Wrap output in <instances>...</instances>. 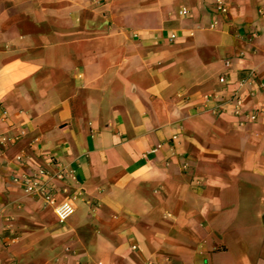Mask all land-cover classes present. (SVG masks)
Masks as SVG:
<instances>
[{"label": "crops", "instance_id": "0c3cea01", "mask_svg": "<svg viewBox=\"0 0 264 264\" xmlns=\"http://www.w3.org/2000/svg\"><path fill=\"white\" fill-rule=\"evenodd\" d=\"M260 110L264 0H0V264H264Z\"/></svg>", "mask_w": 264, "mask_h": 264}, {"label": "built area", "instance_id": "2783aa9c", "mask_svg": "<svg viewBox=\"0 0 264 264\" xmlns=\"http://www.w3.org/2000/svg\"><path fill=\"white\" fill-rule=\"evenodd\" d=\"M97 4H102L107 0H94ZM215 8L220 14H225L227 12V6L216 1ZM183 12H187L183 10ZM212 26V25H211ZM175 34H170V39H174ZM219 82L224 83L225 77L220 76ZM239 103V102H237ZM264 113V110H260ZM249 119L253 120L257 116V112L248 115ZM74 177L73 171L66 170L65 168H59L56 172H48L43 168H39L35 174L17 176L14 181L21 186L23 191L29 195H33L43 199L48 204H53L55 212L60 222L66 220L71 214H73L74 206L72 204L71 198L64 199L57 202V189L54 185V181L68 180ZM134 248V247H133ZM140 264H155L154 261L145 259Z\"/></svg>", "mask_w": 264, "mask_h": 264}]
</instances>
